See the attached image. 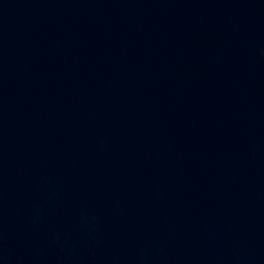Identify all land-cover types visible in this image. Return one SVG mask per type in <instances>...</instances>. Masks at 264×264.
<instances>
[{
  "label": "water",
  "instance_id": "1",
  "mask_svg": "<svg viewBox=\"0 0 264 264\" xmlns=\"http://www.w3.org/2000/svg\"><path fill=\"white\" fill-rule=\"evenodd\" d=\"M0 264H264V0H0Z\"/></svg>",
  "mask_w": 264,
  "mask_h": 264
}]
</instances>
